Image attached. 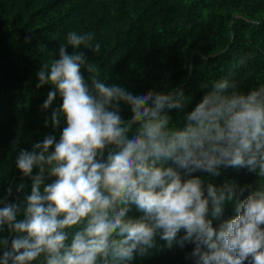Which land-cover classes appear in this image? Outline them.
<instances>
[{
  "label": "clouds",
  "instance_id": "obj_1",
  "mask_svg": "<svg viewBox=\"0 0 264 264\" xmlns=\"http://www.w3.org/2000/svg\"><path fill=\"white\" fill-rule=\"evenodd\" d=\"M93 40L68 32L36 72V88L51 86L42 108L52 129L66 126L15 160L31 193L22 204L8 199L11 187L0 198V233L11 234L0 236V264H130L157 238L168 249L193 245V264H264V185L241 199L246 187L211 182L230 167L264 178V84L240 92L216 80L177 127L167 111L184 110L183 89L133 95L106 85L81 50L99 52ZM229 202L235 215L214 227Z\"/></svg>",
  "mask_w": 264,
  "mask_h": 264
},
{
  "label": "trees",
  "instance_id": "obj_2",
  "mask_svg": "<svg viewBox=\"0 0 264 264\" xmlns=\"http://www.w3.org/2000/svg\"><path fill=\"white\" fill-rule=\"evenodd\" d=\"M70 31L94 34L90 45L99 43L100 51L81 50L106 85L120 84L133 95L183 89L184 110L167 111L177 127L216 80H234L240 92L264 84V0H0V198L11 187L8 199L23 203L31 181L15 165L20 150L30 151L49 133L58 139L66 126L52 129L51 108H42L51 86L35 85L36 72L58 57ZM61 102L57 96L53 107ZM121 109L129 120L130 107L121 103ZM211 182L246 187L243 199L264 178L230 167ZM20 183L26 187L17 193ZM128 215L140 213L133 208ZM234 215V205L226 203L214 227ZM0 236L11 239L6 231ZM192 247L168 249L157 238L155 248L130 264H193L185 258Z\"/></svg>",
  "mask_w": 264,
  "mask_h": 264
}]
</instances>
